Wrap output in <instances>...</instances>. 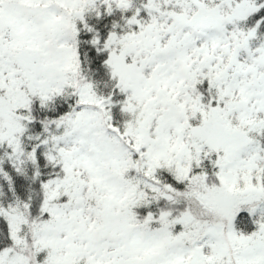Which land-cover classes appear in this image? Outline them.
<instances>
[{
	"label": "snow or ice",
	"instance_id": "1",
	"mask_svg": "<svg viewBox=\"0 0 264 264\" xmlns=\"http://www.w3.org/2000/svg\"><path fill=\"white\" fill-rule=\"evenodd\" d=\"M0 264H264V0H0Z\"/></svg>",
	"mask_w": 264,
	"mask_h": 264
}]
</instances>
